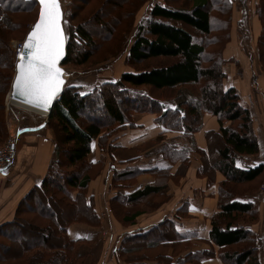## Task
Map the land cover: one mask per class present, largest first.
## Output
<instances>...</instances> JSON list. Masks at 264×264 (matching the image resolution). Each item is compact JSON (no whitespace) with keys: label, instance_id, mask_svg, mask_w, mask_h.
I'll return each instance as SVG.
<instances>
[{"label":"trees","instance_id":"trees-1","mask_svg":"<svg viewBox=\"0 0 264 264\" xmlns=\"http://www.w3.org/2000/svg\"><path fill=\"white\" fill-rule=\"evenodd\" d=\"M106 1H102L100 10L93 12V18L81 19L76 26L73 21L78 14L67 15L72 39L73 33L78 34L81 44H84L79 50L78 43L70 40L68 46L66 45V56L62 65H84L98 48L99 44L94 43L90 23L95 20L97 12H101V7L105 6L104 2L108 4L111 0ZM184 1V6L178 9L154 3L149 10L151 18L146 24L137 27L128 57L135 62L157 59L160 60L158 64L142 72H123L116 81L96 84L85 93L79 91V86L72 84L63 88L48 116V124L56 137L55 156L39 186L32 189L20 202L14 217L0 225V264H83L84 258L90 255L86 249L88 245L85 244L91 242L94 234L72 240L68 237L67 230L73 223L100 225L93 200L87 195L88 182L94 172V168L91 169V165L86 162L91 141L96 138L103 139L101 146L104 148L108 138L120 129L119 125L132 122L131 115L134 113L155 114L156 123L165 129L181 133L185 144L178 146L168 143L153 149V153L168 161V166H153L150 172L159 182L154 180L152 184L132 193L125 194L122 191L123 188L131 186L134 177L141 173L140 169L132 168L133 166L114 169V186L115 182H122V191L110 200V205L117 204L114 207L115 213L129 209V204L134 206L158 197L168 178H172L169 173L172 165L179 162L177 171H185L189 165L188 153L194 149L202 160L199 175L207 176L209 181L215 180L216 172L223 176L218 183L217 211L212 216L210 231V239L214 244L220 247L229 246L225 248V252H221L222 262L260 264L253 233L236 224L240 221L237 215L253 212L250 203L235 200V196L243 192L238 194L237 187L241 183H248L253 189L264 173L263 163L246 168L235 165L237 155L258 152L251 115L239 103L236 89L224 88V73L217 51L206 53L205 46L194 40L192 35L193 32L209 33L210 10H214L215 21L225 15L227 23L230 3L226 0ZM240 3L246 7V0ZM122 4L118 3V9ZM25 5L24 0H0L2 95L8 90L12 80L6 70L15 66L8 47L9 34L20 28L15 17L27 9ZM134 7L138 6L132 4V8ZM135 10L127 11L123 16H133ZM119 12L120 15L121 11ZM256 12L262 24L258 46L264 69V0L259 1ZM107 34H112V29ZM74 45L78 48L76 52ZM203 61L210 64L203 65ZM146 87L147 92L144 89ZM165 100L171 101L173 105H166ZM1 109L0 101V111ZM204 113L214 115L220 125L219 133L210 131L206 134V150L194 146L193 136L200 129ZM1 125L0 120V132ZM158 138L161 139L162 135ZM212 148L217 152L214 158L211 154ZM100 164L101 160L98 166ZM157 202L160 200L155 198V204ZM141 213L142 211L136 210L129 216L123 215L122 221L132 223ZM174 227L175 224L170 219H164L138 233H125L120 248L116 249L118 255L125 264H184L194 262L196 257L201 258L200 254L187 253L173 262V256L188 246L187 242L178 241ZM241 243V249L233 248ZM159 247L162 248L160 253H147V250L156 251ZM170 248L175 255L167 257L166 251ZM230 249L233 251L230 252Z\"/></svg>","mask_w":264,"mask_h":264},{"label":"crops","instance_id":"crops-1","mask_svg":"<svg viewBox=\"0 0 264 264\" xmlns=\"http://www.w3.org/2000/svg\"><path fill=\"white\" fill-rule=\"evenodd\" d=\"M156 1L147 0L145 2L144 9L147 10V16H145L144 24L151 18L149 10L154 3H160L163 7L170 9H178L172 0ZM226 1L230 3L227 23L225 15L215 21L214 10H210L211 28L209 33L203 34L210 36V39L204 40L202 37L196 36V34L201 35L202 33L193 32L192 35L194 40L205 46L206 53H211L213 49L217 51L224 73L222 80L224 88L234 87L239 96V103L250 112L252 131L258 143V152L252 155H237L235 165L238 168L254 167L260 163L264 164V69L260 61L258 46L262 24L256 12L260 0H246V7L240 3L242 0ZM156 19L158 20V18ZM140 24H142L141 21L136 25V29ZM202 64L210 63L203 61ZM144 70L147 69L122 71L121 73ZM121 73L114 78L115 81ZM102 82H107V80ZM84 89L81 88V90ZM144 89L147 92V87ZM40 116H44V114L33 109L10 108L9 111H4L0 143L12 132L18 134V141L14 162L0 170V225L10 221L20 202L32 189L39 186L55 156V133L47 123V115L43 120L40 119ZM155 117V114L152 113H134L131 115L132 122L119 125L120 129L108 138V143L104 148L101 146L103 139L96 138L91 141V150L86 157V162L91 165V169L94 168V172L88 182L87 195L93 200L94 209L100 218V225L70 224L67 230L70 239L86 238L90 234L96 235V233L106 234L107 231L109 234L111 231L108 230L109 226H113L108 217L112 215L109 208L110 200L119 191H122L121 181L115 182L118 187L113 186L114 169L126 166L140 169L141 173L134 177L131 186L127 189L123 188L124 193H132L154 182V176L150 169L158 165H147L148 162L162 161L164 163L160 166H168V161L161 159L160 155H156L157 153L151 155L153 149L168 143L178 146L185 144L181 133L161 127L156 123ZM228 124L229 122L226 123V125ZM219 129L217 118L211 113H204L200 129L193 135L194 146L206 150V134L210 131L219 133ZM160 135H162L161 139L158 138ZM188 158L189 165L183 173L177 171L179 162L172 165L169 170L172 178H168L166 186L159 191L162 196H167V198L156 203H160L158 208H153V211H157L156 214L138 223L137 219L148 213L142 212L134 222L117 226L121 232L118 234L119 240L114 249V257H117L119 264H124L116 250L118 247L120 248V243L123 241L122 234L138 233L157 225L164 219H170L175 224L178 241L188 243L187 248H182V251L177 252L176 255L172 252V248L167 249V257L175 255L173 262L178 261L187 253H196V255L200 254L201 258L196 257L194 262L184 264H225L221 260V252H225L229 246L220 247L210 239L212 216L217 211L218 183L223 179V176L216 172L215 180L209 181L207 176L198 174L202 164L200 154L193 149L188 153ZM100 160L102 164L98 166ZM238 163L240 166H237ZM95 166L98 168L96 169ZM262 178L264 180V173L258 184ZM256 186L251 188L252 190H244L241 195L235 196V200L252 205V214L255 215L256 221H241L236 224L243 226L256 236L259 262L264 264V191L260 190L259 185ZM131 206L132 204H129L128 208ZM115 231H117L116 226ZM103 240L105 241V239Z\"/></svg>","mask_w":264,"mask_h":264},{"label":"rangeland","instance_id":"rangeland-1","mask_svg":"<svg viewBox=\"0 0 264 264\" xmlns=\"http://www.w3.org/2000/svg\"><path fill=\"white\" fill-rule=\"evenodd\" d=\"M102 1L106 0H84L80 2L79 0H60L62 8H63V26L66 34V43L68 46L69 41H76L77 47H79V50L82 49L81 41L79 39L78 34L73 33V39L70 32V20H68L67 15H70L71 13H77V17H75V21L73 23L76 24L81 21V19H87L93 18V12L97 11L100 8V5L102 4ZM140 1V2H139ZM85 2V4H84ZM107 2V1H106ZM104 2L105 6L101 7V12L98 11L97 16L93 22L90 23L91 32L94 34V43H98L99 46L97 49H95L92 54L90 55L89 60L84 65H75L73 63H67L63 64L62 68L64 70V77H65V84L64 88L68 87L69 85L77 86L79 85V91L82 93H85V91L90 90L94 85L102 83V81H115L114 78L118 77L119 73L122 71H136V70H143L151 68V66H154L160 62V60L157 59H150L147 61L142 62H135L131 60L128 57L129 47L131 45V41L134 39V33L137 31L136 25L141 21L142 24L145 23V16L147 10H145V6L147 0H111L108 4ZM122 2L121 8L118 9V3ZM139 2V3H137ZM154 2H157L154 0ZM25 6L27 9L24 12H21L20 14L16 15L15 20L18 24H20V28H17L14 30L11 34H9L8 38V47L10 48L12 52V59L15 65L16 62V50L15 47L18 42L23 41L25 38L26 33L30 29L31 25L33 24L34 20L36 19L37 12H38V5L33 0H24ZM172 3L176 7H183L184 3L181 0H172ZM132 4H136L137 8H132ZM80 6V9L78 7ZM136 9V10H135ZM100 10V9H99ZM130 10H135V13L133 16H127L124 17V13H127V11L132 12ZM27 11V12H26ZM119 11H121V14L119 15ZM122 17V18H121ZM92 20V19H91ZM130 21V22H129ZM72 23V22H71ZM74 25V24H73ZM74 29V26H73ZM112 29V34H107L109 30ZM196 36L202 37L204 40L210 39V36L208 35H198ZM207 43V42H206ZM81 47V48H80ZM78 51V48L76 49L74 45V52ZM214 50V49H213ZM74 58L76 57L75 54ZM150 66V67H149ZM6 70V69H5ZM4 70V72H5ZM11 75L13 77L14 75V66L11 70H6L7 75ZM11 84V81H10ZM10 84L8 85V90L3 93V95L0 93V101L2 103V109L0 111V120L3 121V115L4 111H9L10 108L22 110L24 108L16 105L8 103V93L10 90ZM81 88H85L84 90H81ZM131 90V88H130ZM2 98V99H1ZM9 104V105H8ZM166 105L172 106L173 104L171 101L165 102ZM40 119H45L44 116H40ZM3 123V122H2ZM47 123H48V116H47ZM54 125V124H53ZM219 146H217L218 149ZM155 153H152L153 155ZM211 154L213 155V158L215 155H217V152L212 148ZM157 156L159 154H156ZM151 161L148 162L147 165H153L156 164L160 166L164 162L162 161ZM184 171L182 170V173ZM155 182H159L158 180L154 179ZM263 178L260 182L262 183ZM260 184H257L260 186ZM114 186V184H113ZM251 188V184L248 185V183H241L237 189L236 192L238 194H241L244 190H249ZM127 189V188H126ZM124 193V191L122 192ZM127 194V192L125 193ZM155 198L156 200H164L165 196H162L161 194L158 195V197H152L149 199V202H142L137 203L134 206L129 207V209H126L123 212H120L119 214L115 213L114 207L117 204L111 203L110 205V211L112 212L111 216L109 217V222L113 226H109L108 231L106 234H100L96 233V235H93V239L90 240L91 242L85 245H88L86 249L90 252V255L84 258L83 264H119V261L117 260V257H114V249L115 246L118 245V234L121 232L119 231L120 228L117 226L127 225V223H124L122 221L123 215L129 216L130 213L136 210H140L142 212H148L146 215H143L137 219V222H142L145 219H147L150 216H153L157 213V211H153V208H158L160 206V203L155 204ZM148 201V200H147ZM141 205H144L143 207ZM54 206L57 207V205L54 203ZM238 218H240V221H256L255 215L251 214H244V215H237ZM115 226L117 231H115ZM164 231V230H163ZM108 234V235H107ZM117 235V237H116ZM122 236H125V233L122 234ZM121 237V235H120ZM253 237L256 236L253 234ZM105 239V241L103 239ZM116 240V241H115ZM93 241V242H92ZM256 247H258V243L255 244ZM91 246V247H90ZM243 244H238L237 246H234L233 248L241 249ZM232 249V247H231ZM230 249V252L233 251ZM162 251V248H156V251H149L147 250V253L151 254H157ZM258 256V252H257ZM259 259V258H258ZM121 262H123L122 258L120 259ZM16 264V263H15ZM125 264V262H124Z\"/></svg>","mask_w":264,"mask_h":264},{"label":"snow or ice","instance_id":"snow-or-ice-1","mask_svg":"<svg viewBox=\"0 0 264 264\" xmlns=\"http://www.w3.org/2000/svg\"><path fill=\"white\" fill-rule=\"evenodd\" d=\"M39 17L18 49L13 98L23 97L33 107L47 110L64 85L58 67L66 37L60 0H37ZM237 166H240L239 163Z\"/></svg>","mask_w":264,"mask_h":264},{"label":"built area","instance_id":"built-area-1","mask_svg":"<svg viewBox=\"0 0 264 264\" xmlns=\"http://www.w3.org/2000/svg\"><path fill=\"white\" fill-rule=\"evenodd\" d=\"M22 45H23V41H20L17 43L15 47L16 60L18 55V49H20ZM8 96H10L9 93ZM17 141H18V134L12 132L7 135L6 139L2 143H0V170L9 166L11 163L14 162L17 154V148H16ZM259 188L261 191H264V180L260 184Z\"/></svg>","mask_w":264,"mask_h":264},{"label":"water","instance_id":"water-1","mask_svg":"<svg viewBox=\"0 0 264 264\" xmlns=\"http://www.w3.org/2000/svg\"><path fill=\"white\" fill-rule=\"evenodd\" d=\"M35 1L37 2V0H35ZM37 5H38V12H37L36 19H35V21L33 22V24L31 25V27H30V29L28 30V32L26 33L25 38H24V40H23V44L25 43V40H26L27 35H28L29 32L32 30L33 25H35V23H36L37 20H38V17H39V11H40V6H39L38 2H37ZM60 8H61V11H62V13H63V8H62V5H61V2H60ZM62 21H63V16H62ZM62 28H63L64 35H65V37H66L63 23H62ZM66 45H67V43H66V41H65L64 48H63V55H62L61 59H60L59 62H58V67H59L63 72H64V70H63V68H62V62H63V60H64V58H65V56H66ZM22 46H23V45H22ZM17 63H18V60H16V62H15V66H14V75H13V77H12L11 84H10V90H9V95H10L12 98H13V81H14V78H15V76H16V74H17V72H16V64H17ZM63 80H64V84H65V77H64V76H63ZM63 88H64V85L62 86V89H61L60 93L58 94V96L62 93ZM58 96H57V97H58ZM57 97L51 102V105H50V106L48 107V109L46 110V111H47V116H49L50 111H51V109H52V107H53V105H54V102H55V100L57 99ZM14 99H17V100H20V101L24 102V98H23V97H16V98H14Z\"/></svg>","mask_w":264,"mask_h":264},{"label":"bare ground","instance_id":"bare-ground-1","mask_svg":"<svg viewBox=\"0 0 264 264\" xmlns=\"http://www.w3.org/2000/svg\"><path fill=\"white\" fill-rule=\"evenodd\" d=\"M8 103H11V104H16V105H18V106H20V107H22V108H24V109H33V110H36V111H39L40 113H42V114H44V115H46L47 114V111L46 110H43V109H41V108H36V107H33V106H31L30 104H28V103H25V102H22V101H20V100H17V99H14V98H12V97H10V96H8ZM9 105V104H8Z\"/></svg>","mask_w":264,"mask_h":264}]
</instances>
